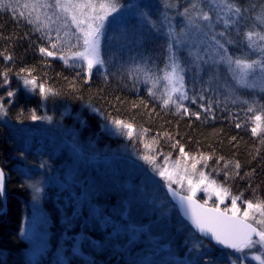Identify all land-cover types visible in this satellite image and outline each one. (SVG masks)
Returning <instances> with one entry per match:
<instances>
[{
	"label": "trees",
	"instance_id": "1",
	"mask_svg": "<svg viewBox=\"0 0 264 264\" xmlns=\"http://www.w3.org/2000/svg\"><path fill=\"white\" fill-rule=\"evenodd\" d=\"M6 2L10 8L0 10V53L12 59L5 60L4 55H0V72L10 69L9 83L0 87V96L5 97L0 103H4L7 109V115L4 116L7 124L0 121V170L5 175L6 196V212L0 215V264H32L25 254L26 246L21 237L22 221L31 199L29 185L50 169L53 171V167L61 165L63 160V154L53 156L51 148L44 152L37 150L35 142L46 141L45 136H34L35 142L26 147L24 144L28 138L23 139L20 134L10 131L8 126H30L34 122L36 125L40 120L58 122L62 118L65 124L68 119L70 124L76 119L78 123L82 122L84 128L98 131V128L106 126V121L119 119L132 124L135 130L131 139L126 132L122 133V143L131 152L146 154L144 150L148 145L153 152L171 158L183 146L190 157H209L198 165L219 184L228 188L233 196L239 195L242 200L253 202L264 200V143L261 137L252 135L251 128L254 125L249 117L254 113L247 112L249 105H254L257 111L264 108V93L240 89L227 77L226 71L220 69L228 66L221 63L219 68L204 62L199 68V77L196 78L195 73H192L185 78L188 95L185 108L189 114L183 110L177 111L175 106L163 107L158 92L156 96L149 94L148 89L153 88L155 91V87L141 81V76L131 78L123 65H118L116 61L110 60L103 70H92V74L88 75L84 66L77 67L79 64L70 59L66 64L60 59L61 54L69 55L68 45H61L62 52L58 51L55 57L42 55L39 49L49 47L50 41L20 18L19 13L24 10L26 0ZM235 2L242 8V14L239 22L232 24L226 32V40L233 41L228 43V54L256 59L255 54L248 50L243 33L249 30L260 31L256 18L264 14V0ZM11 8L16 11H11ZM51 38L54 42L55 30L51 32ZM21 69L33 70L32 76L37 78L38 83H44L45 87L53 89L57 94H50L45 99L41 97L38 88H26L17 76V73L27 76V72L21 73ZM2 83L3 78L0 77ZM7 91H14L16 95L8 98ZM201 96L204 98L200 99ZM8 99L12 103L9 104ZM243 101H248V104ZM33 113L45 119L33 120ZM63 113L68 117H63ZM194 114H198L199 118ZM238 123L241 125L239 128L236 127ZM97 135L100 136L101 131L95 133ZM237 162L240 164L239 169L235 168ZM45 191L48 197L42 207L51 221L47 250L51 253L62 242L67 231L74 230L71 231L74 235L79 231L83 212L87 214V211L82 209L73 222L75 227L69 229L66 226L72 223L67 222L64 214L69 216L73 213L72 204L63 208L62 194L55 196L54 188L50 186ZM102 213L100 219L103 218ZM100 226L97 220L92 227L84 224L82 231L89 237L87 240H105L110 229L100 231ZM87 246L83 251L92 258L93 264L111 263L115 257L107 249L91 255ZM211 248L210 255L201 262L209 264V261L215 260L218 264H224V256L231 252ZM44 259L45 256L36 264H43ZM73 261L74 264H82L75 257Z\"/></svg>",
	"mask_w": 264,
	"mask_h": 264
},
{
	"label": "rangeland",
	"instance_id": "2",
	"mask_svg": "<svg viewBox=\"0 0 264 264\" xmlns=\"http://www.w3.org/2000/svg\"><path fill=\"white\" fill-rule=\"evenodd\" d=\"M165 2L166 0H119L122 7L105 21L100 37V53L104 65H97L92 70H103L112 60L118 62V65H123L133 79L135 76H141L139 79L145 81L143 73L138 74L135 71L137 65L157 76L162 75L159 70L165 68L169 56L166 35L168 26H173L177 32L180 30L183 18L177 15V12L182 11L189 0H170L176 6L168 9L164 8ZM142 13L147 15L148 20L155 22L156 26L153 27L144 19ZM210 15L214 25L210 34L221 31L226 34L232 24L226 28L222 21L216 22L215 12ZM239 17L229 16V19L239 22ZM256 23L262 30L258 20ZM57 26H53V31ZM65 31H75L70 21L68 29H61V37L69 44L75 43L74 38L63 35ZM217 39L225 43L226 48L229 46L225 36H217ZM172 52L179 58L184 69L181 73L184 83L187 74L195 73L196 78L199 77V68L204 62L219 68L222 63L215 62L218 60L216 46L203 33L193 32L179 46L174 43ZM254 54L255 58L259 55ZM197 56L203 59L197 60ZM70 61L86 68L83 61ZM227 68L220 69L225 70L227 77L235 82ZM164 83L161 80L155 85V92L159 95ZM147 84L153 86L152 83ZM235 85L247 92L264 93V75L250 77L247 86L236 82ZM184 90L186 91V86ZM186 102L187 99L181 101L184 107ZM64 116L68 117L66 113H63ZM0 121L7 124L4 116H0ZM66 123H63L61 118L58 122L40 120L36 125L34 122L30 126H8L10 131L20 134L23 139L28 138L24 144L26 147L35 142L34 136H45L46 141L35 142L37 150L44 152L51 148L53 156L63 154L61 165L53 167V171L50 169L29 185L31 199L22 221L21 237L26 246L25 254L32 264H36L43 256V264H74V257L82 264H93L92 258L83 251L86 245H89L87 247L91 255L99 250H111L115 255L111 260L112 264H205L201 261L210 255L211 246L196 237L179 218L165 193V187L171 184L178 193L188 195L187 180L185 179L181 186L180 183H171V180L167 179V172L165 178L158 174V170L166 167L168 172L174 174L173 178L179 180L185 167L191 172V159L185 161L180 152H177L175 156L165 160V155L148 148L144 150L146 154L131 152L125 143H122V133L126 131L117 130L109 121H106V126L102 129L98 128V131L84 128L82 122L78 123L76 119L71 124L68 119ZM99 131L102 138L101 135L95 136ZM144 155L155 156L154 164L142 159ZM177 160L180 161L179 169L175 167ZM198 164L197 170H203ZM34 186L40 188L38 193ZM48 186L54 188L55 196L62 194L63 208L72 204L73 213L69 216L64 214L67 222L72 223L66 226L69 229L75 227L73 222L82 209L87 211V214L83 212L79 231L75 235L71 232L74 230L67 231L62 242L51 253L47 252L51 221L42 207L43 201L48 197L45 191ZM195 199L203 205L207 200L205 206L212 208L218 206L223 209L231 206L230 198H225L224 203L220 204L214 195L209 199V194L203 191L197 192ZM101 212L103 218L100 219ZM96 220L101 224L100 231L110 229L105 240L101 242L87 240L89 237L82 231L84 224L92 227ZM253 254H259L258 247L246 249L244 254L227 253L224 256V264H231L228 257L236 259L241 255L245 256L244 264H258L251 258Z\"/></svg>",
	"mask_w": 264,
	"mask_h": 264
},
{
	"label": "snow or ice",
	"instance_id": "3",
	"mask_svg": "<svg viewBox=\"0 0 264 264\" xmlns=\"http://www.w3.org/2000/svg\"><path fill=\"white\" fill-rule=\"evenodd\" d=\"M176 5L170 0H166L164 8H173ZM122 7L119 0H26L23 4V11L19 13L20 18L33 26L37 32H41L45 39L50 41L49 47H41L39 49L42 55L55 57L58 51L62 52L61 45H68L69 55H60V59L64 60L67 64L69 59L83 61L86 65V73L92 74V69L97 66H103L104 60L101 58L100 53V37L105 27V21L113 14L118 12ZM10 8L6 0H0V10H7ZM15 12V8H11ZM211 12H215L216 22H223L227 28L235 21L229 19V16L239 17L242 14V8L235 2V0H189L187 6L183 7L182 11H178L177 15L183 18V26L177 32L176 29L169 25L167 49L169 56L164 69H160L162 75L157 76L150 70L137 65L135 71L143 73L146 83H152L155 87L163 80L164 86L161 95L158 97L162 100V106L168 107L174 105L177 111L183 109L185 114H189V110L184 107L181 101L188 99L185 89L184 76L181 74L184 69L181 67V62L178 57L172 52L173 44L177 46L184 43L185 40L193 33H203L205 37L213 42L216 46L218 60L217 63H224L228 66L233 79L237 84L247 86L250 77L257 75H264V14L257 16L262 30H249L243 33V39L247 43V48L254 53H258L256 59H250L246 56L233 57L228 54V49L225 43H222L217 36H225V32L210 34L214 25L212 23ZM144 19L148 20L146 14H141ZM69 21L71 27L75 29L74 32L65 31L64 36L74 38L75 43L69 44L61 37V29L69 28ZM153 27L155 22L148 20ZM206 22V23H201ZM58 25V26H57ZM53 26L56 31V39L52 42L51 32ZM47 29V31H44ZM227 43H233L232 40H227ZM51 49V50H50ZM73 49H76L73 51ZM0 55H4L0 53ZM5 60H11L12 57L4 55ZM197 60L203 59L200 56L196 57ZM80 67V65H77ZM10 69H5L0 72V77L3 78V83L0 87L9 83L8 74ZM21 73L27 72V76H22L17 73V76L23 81V84L29 90L39 89L41 97L47 98L48 95H56L53 89L45 87L44 83H38L37 78L32 76L31 69H21ZM131 75V73H129ZM30 77V78H29ZM149 94L156 96L153 88L148 89ZM16 95L14 91H7L6 96L12 98ZM204 97L201 96L200 99ZM5 99L0 96V101ZM195 103V99H193ZM8 103H12L8 99ZM248 104V101H243ZM206 110H210L206 109ZM248 113H254L249 117L253 123L251 133L253 136L262 138L264 143V108L259 111L256 110L254 105H249L247 108ZM7 109L4 103H0V116H6ZM197 118H199L198 114ZM31 119H45V117H38L35 113L32 114ZM46 119H51L47 117ZM117 130H126V135L131 139L134 135L133 125L126 123L122 120L116 119L111 121ZM241 125H236L239 128ZM150 149V146L146 145ZM175 147V145H174ZM181 156L185 161L191 159V172L187 167L184 168V174L180 175L179 180L173 178L174 174L168 172L167 168L158 170V174L165 178L167 172V179L171 183H180L183 186L185 179L187 180L188 195L180 196L181 203H187V215H189L193 226L202 234L210 235L217 244L223 245L225 248L232 249L237 253L244 254L246 249H259V254H253L252 259L256 260L258 264H264V200H242L241 196H231L228 188L223 187L215 179H212L209 174L203 170H197V164L202 160L206 161L209 157L201 155L199 159L195 156L190 157L185 152L184 147L179 148ZM146 162L154 164L155 156L144 155L142 157ZM168 160V157H164ZM175 167L179 169L180 161L177 160ZM227 167V165H225ZM235 168L239 169L240 164L237 162ZM179 175V173H176ZM227 176L228 173H225ZM196 177V178H194ZM169 190L173 195H179L178 191L171 188L168 184ZM35 191H40L39 187H35ZM4 189V172L0 170V195H3ZM203 191L209 194V199L214 195L220 204L224 203L225 198L231 199V206L221 209L216 206L211 209L204 208L202 205L195 201L197 192ZM239 201V203H238ZM207 204V200L204 201ZM243 205V207H242ZM199 209V210H198ZM231 264H244L245 256L241 255L236 259H231ZM209 264H218L217 261H209Z\"/></svg>",
	"mask_w": 264,
	"mask_h": 264
},
{
	"label": "water",
	"instance_id": "4",
	"mask_svg": "<svg viewBox=\"0 0 264 264\" xmlns=\"http://www.w3.org/2000/svg\"><path fill=\"white\" fill-rule=\"evenodd\" d=\"M172 188V187H171ZM174 189V188H172ZM165 193L167 198L169 199L170 203L174 206V208L177 211V214L179 216V218L191 229V231L194 233V235L196 237H198L199 239L205 241L207 244H209L210 246H212L213 248L220 250V251H231L234 252V250L232 249H228L225 248L223 245H219L216 243V241L214 239L211 238L210 235H204L202 233H200L192 224V221L189 217V215H187V203H181L180 200V196H184L182 194L179 193V195H173V193L169 190V187L166 186L165 187ZM1 196V200H2V209L0 210V215L6 212V196H5V176H4V189H3V195ZM195 201L197 203H199L200 205H202L204 208H208L211 209L212 207H208L203 205L199 200L195 199ZM199 210V209H198Z\"/></svg>",
	"mask_w": 264,
	"mask_h": 264
}]
</instances>
